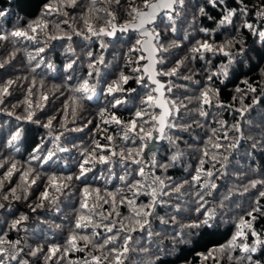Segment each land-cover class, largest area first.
Segmentation results:
<instances>
[{
  "label": "trees",
  "instance_id": "trees-1",
  "mask_svg": "<svg viewBox=\"0 0 264 264\" xmlns=\"http://www.w3.org/2000/svg\"><path fill=\"white\" fill-rule=\"evenodd\" d=\"M246 4L264 0H223L215 7L183 0L171 20L167 11L152 25L156 44L167 49L158 55L159 73H176L160 74L172 112L162 140L145 156L149 139L140 137L157 133L159 110L154 86L146 78L137 83L142 37L131 30L115 37L88 31L134 21L145 0H0L8 13L0 17V35H7L0 39V264H118L117 257L119 264H264V245H256V253L242 251L243 244L264 242V184L251 187L264 181V39L258 35L264 19L257 23ZM229 9L236 15L221 25ZM15 30L34 38L8 35ZM230 40L226 52H239L236 41H243L244 52L227 77L214 75L228 62L224 53L191 51L197 42ZM85 79L95 87L91 99L75 91ZM114 82L125 89L116 93L123 102L115 108L106 91ZM206 89L209 103L201 95ZM29 112L37 123L24 119ZM49 120L50 128L41 126ZM17 126L28 131L27 139L9 143ZM141 144L146 147L137 156ZM41 145L42 159L33 160ZM130 149L133 156L123 159ZM84 160L90 170L76 179ZM198 170L199 181L193 179ZM153 188L157 203L144 224L137 212L151 202ZM45 190L49 198L42 200ZM209 213L214 227H184Z\"/></svg>",
  "mask_w": 264,
  "mask_h": 264
},
{
  "label": "snow or ice",
  "instance_id": "snow-or-ice-1",
  "mask_svg": "<svg viewBox=\"0 0 264 264\" xmlns=\"http://www.w3.org/2000/svg\"><path fill=\"white\" fill-rule=\"evenodd\" d=\"M209 2L215 7L217 5L222 4L223 0H209ZM239 3L243 4V0H239ZM182 4H183V0H158V2L155 3V4H149L148 0H145V5H144L145 8H149V9H151V11L148 12V13H139V15L147 16L149 21H151L154 18L155 14H156V11L158 9H168L170 11L167 13V16H168V19L171 20L172 19V12L175 10V6L176 5H182ZM49 11H50V6H49ZM132 11L135 12L136 9H132ZM200 11H201V13H204V9L203 8H201ZM241 14H243V13H241ZM261 14L264 15V13H261ZM6 15H8V13H6L3 9H0V17H5ZM234 15H236V12L234 10H232V9H229L223 15V18L220 20V24L223 25L225 23H230L231 22V17H233ZM142 26H143V23H141L140 27H142ZM128 27H133V26L132 25L125 26L124 28H121V31H127ZM246 27L248 29H250V30L253 29V25L252 24L246 23ZM29 28L31 29L32 32L36 31V28H34L31 24L29 25ZM172 30L175 31L174 28ZM88 31L92 32V35H97V36L101 35V34H106V35L111 36V35H114V33H115V29L114 28H113V31L106 32V33H105V31L103 29H101L99 32H95V31L92 30L91 27L88 28ZM202 31L206 32L207 30H202ZM8 35H11V36H14V37H25L27 39H33L34 38V37L29 36L26 31H21V30L12 31ZM258 35H259V37L261 39H264V31L259 32ZM6 38H7V35H0V39H6ZM70 38L71 37H69V39ZM155 39L157 41H159V34L158 33L155 34ZM137 43H139V41ZM235 43L241 44V49L237 53H232L230 51H227V52L225 51V48H231L233 46V41H231V40L228 41L225 45H222V46H214L212 43H209L208 41H204L203 43L197 42V46L193 47L191 49V51L193 53H200L201 56H203L204 52H212V53L222 52V53H224V55L228 58V62L226 64H224L219 69L218 73H215L214 75L227 77L228 76V71H229L232 63L234 62V57L236 55L243 54V52H244V49L242 47L243 41H236ZM41 51H42V49H41ZM155 51L164 52V51H167V49L164 48L163 45H159L158 48L155 49ZM89 55L91 56V53ZM150 55H151V53H150ZM141 59H143V57H141ZM156 62L157 61H151L149 66H148V68H146L145 71H148L149 69H151ZM159 63H161V64L163 63V59L162 58L159 60ZM0 66H2V65H0ZM67 67L71 68L72 65L69 64V65H67ZM177 67H179V64L177 65ZM89 68L95 69V65L94 64H89ZM134 71L135 72H140V69L137 68V69H134ZM175 73H176V69L174 68V69H172L171 71H169L167 73H159V74H161V75H175ZM92 74H93V72H89L88 73L89 76H91ZM142 79H143V77H138L137 78V83H141ZM150 79H152V82L157 84V86H158L157 89H153V91H157L159 88L163 87V85H161L160 82L155 80L151 75H150ZM211 79H212V76H209V80H211ZM128 80H129V76L121 74L120 81H122L123 83H127ZM10 83H11V81H9V84ZM221 83H223V80H221ZM250 90L255 91V89H251V88H250ZM7 91H8L7 88L3 89V92L5 94L7 93ZM75 91L81 92V93H83L86 96V98L91 99L90 93L95 91V87L94 86H90L88 80L85 79V80H83L82 84L75 89ZM106 91H107L108 95L112 96V106L114 108L119 106L123 102L116 95V93H118V92L125 91V89H123L120 86L119 82H114L113 84H109L107 86ZM238 91H239V89H238ZM208 92H209V90L206 89L201 94L203 99H204V103H209ZM147 100L148 101L152 100V95L151 94L148 95ZM145 102H147V101H145ZM0 103H2V100H0ZM243 111H247V109L242 110L241 114H243ZM33 115H34V113L29 112L28 115L26 117H24V119H26L27 121H30L32 123H37V121L33 120ZM135 115H136L137 118H141V112H136ZM167 115H168V112H167V109H165V111L161 113L160 118H159V123H160L159 131H160L161 134H163L164 121H165V117ZM201 115H204V113L201 112ZM17 119H21V118L17 117ZM153 119H155V117H153ZM112 120L115 121L118 124L120 123V121L116 118L115 115L112 116ZM145 123H147V121H145ZM130 124H131V129L130 130H132V131L136 130V128H137L136 120L130 121ZM41 126L45 127V128H50L51 127V120H49L46 124H43ZM237 130L239 131L238 127H237ZM140 131L144 132L143 126L140 127ZM27 136H28V131L26 129H24L23 127L17 126V128L15 130H13V133L11 135V140L9 141V143L15 142V141L21 139L22 137L24 139H27ZM125 138H127V133L125 135ZM108 139L111 140L112 138L108 137ZM140 139L141 140L151 139V132L150 131L149 132H145L144 136H141ZM217 146H219V145H217ZM235 146H236L235 144L232 145V147H235ZM145 147H146V144H141L139 150L135 151V155H137V156L140 155L143 152ZM253 147H255V144L253 145ZM41 150H42V145L38 146L34 150V154L32 155V159L33 160L42 159V157L39 155ZM133 152H134V150L130 149L129 152H128V156L127 157H125L123 153H121L120 155H121V157L123 159L126 160L128 157H132L133 156ZM113 155H115V153H113ZM50 157H51V153H49V158ZM225 159H227V158L225 157ZM99 160H100V162H106V158L104 156H100ZM132 162L136 163V164L142 163L140 160H136V159H133ZM88 163H89L88 160H84L80 164V175L77 176L76 179H80L81 177H84L86 172L90 170V169L85 167V165L88 164ZM14 167H15V165H13V168ZM8 175H11V170L9 171ZM140 175H144V172H143L142 168L140 169ZM208 175H211V173L209 172ZM68 179H71V177H68ZM193 179L199 181V170L197 171V176H195ZM156 180L158 181V183L160 185L163 184V181L159 180V178H156ZM32 183H35V180H33ZM258 183L264 184V181H255V182L252 183L251 187L255 188ZM133 187H136V185H133ZM212 187H215V185L213 184ZM57 190H59V189H57ZM157 190H158L157 188H153V190L151 192V196H152L151 202L148 205L141 206L140 211L137 212V215L142 217L144 224H146L148 222L147 221V217L152 215L151 209H153L155 207V204L157 203V200H156V192H157ZM13 191H15V190H13ZM84 191L88 192V189L85 188ZM260 196L264 197V191L260 192ZM48 198H49V193H48L47 190H45L42 193V195H41V199L42 200H47ZM39 206L42 207L43 205L41 204ZM82 207H86V205H82ZM197 211H199V208H197ZM253 211H259V209H253ZM200 215H203V213H200ZM249 215H251V213H249ZM24 219H26V217L22 216L20 218V220H18V221L13 223L12 227H16V225L19 224L20 222H22ZM82 219H83V217H80L77 220V223H76V227L77 228H80L82 226L81 222H80ZM137 223L140 224V221H137ZM141 227H143V224H141ZM184 227L189 228V229H198V228H206L207 229V228L214 227V214L213 213H209L208 215L204 216V218L202 220H198L197 222H193L191 224L185 225ZM108 231H111V228H109ZM239 235H240V233H237V236H239ZM253 235H256V233H253ZM72 239L74 240L75 237H73ZM84 239H87V237H84ZM235 239H236V237H233V241H235ZM181 240L183 242L182 237H181ZM70 243H71V241H70ZM125 243H127V240L125 241ZM256 245H264V242H262L258 238L252 246H249L247 244H243L242 245V251L245 252V253H248V254L256 253L257 252V246ZM49 251H50V253L54 254L55 251H57V249L53 248V249H50ZM124 251L125 252L127 251L126 247L124 248ZM32 254L35 255L36 253L33 252ZM2 255H3V250H0V256H2ZM93 259H97L98 260V258H95V257ZM245 259L251 260L252 256L248 255V256L245 257ZM117 261H118V264H119V257H117Z\"/></svg>",
  "mask_w": 264,
  "mask_h": 264
},
{
  "label": "water",
  "instance_id": "water-1",
  "mask_svg": "<svg viewBox=\"0 0 264 264\" xmlns=\"http://www.w3.org/2000/svg\"><path fill=\"white\" fill-rule=\"evenodd\" d=\"M157 2L158 0H152L149 2V4H155ZM176 6H175V10H176ZM175 10L173 12H175ZM150 11L151 9L149 8L141 9L138 11L136 19L134 21H131L124 25H118L116 21H114L113 27L111 29H103L105 33L113 31V28L115 29L114 35H111L110 37H115L117 32H128L130 30L137 31L139 35L142 37V40L140 42V48H141L142 53L144 54V63L142 66L143 78L148 79V81L154 86V89H157L158 86L157 84L152 82V79H150V75L155 80L159 81L161 85H163L162 88H159L157 91H154L156 94L154 105L159 110V113L156 117L157 133L151 135V139H149V144L145 150V156H147L149 152L156 147V144L162 140L166 126H167V118L171 115V112H172L170 104L166 99V85L167 84L164 80L161 79L159 70H158V64H159L158 55L160 51H155V49L158 48V45L156 44L155 33L152 30V25L155 22H157L159 16L162 13L170 11V10L158 9L156 11L154 18L151 21H149L147 16L139 15V13H148ZM141 23H143L142 27H140ZM129 25H132L133 27H128L127 31H121V28H124L125 26H129ZM151 61H157V62L154 64V66L151 69H149L148 71H145V69L148 68ZM165 109H167L168 115L165 117L163 134H161L159 131V128H160L159 118H160L161 113L164 112Z\"/></svg>",
  "mask_w": 264,
  "mask_h": 264
},
{
  "label": "built area",
  "instance_id": "built-area-1",
  "mask_svg": "<svg viewBox=\"0 0 264 264\" xmlns=\"http://www.w3.org/2000/svg\"><path fill=\"white\" fill-rule=\"evenodd\" d=\"M245 6L252 10L257 23H260L264 19V15L261 14L264 13V5L246 4Z\"/></svg>",
  "mask_w": 264,
  "mask_h": 264
}]
</instances>
